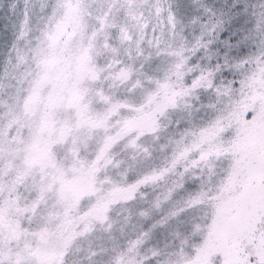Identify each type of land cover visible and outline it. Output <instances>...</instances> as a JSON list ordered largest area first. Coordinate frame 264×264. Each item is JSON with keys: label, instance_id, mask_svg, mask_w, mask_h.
Returning a JSON list of instances; mask_svg holds the SVG:
<instances>
[{"label": "snow or ice", "instance_id": "obj_1", "mask_svg": "<svg viewBox=\"0 0 264 264\" xmlns=\"http://www.w3.org/2000/svg\"><path fill=\"white\" fill-rule=\"evenodd\" d=\"M0 264H264V0H0Z\"/></svg>", "mask_w": 264, "mask_h": 264}]
</instances>
